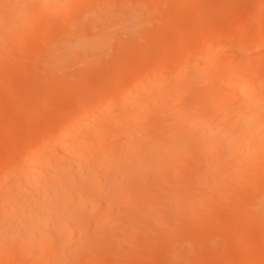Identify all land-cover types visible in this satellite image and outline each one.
<instances>
[{"label":"bare ground","instance_id":"6f19581e","mask_svg":"<svg viewBox=\"0 0 264 264\" xmlns=\"http://www.w3.org/2000/svg\"><path fill=\"white\" fill-rule=\"evenodd\" d=\"M262 8L0 0V75L39 89L14 83L19 115L0 91L15 130L0 138V264H212L194 236L206 220L226 225L229 264L263 258Z\"/></svg>","mask_w":264,"mask_h":264},{"label":"rangeland","instance_id":"374dc122","mask_svg":"<svg viewBox=\"0 0 264 264\" xmlns=\"http://www.w3.org/2000/svg\"><path fill=\"white\" fill-rule=\"evenodd\" d=\"M262 9H264V8H262ZM223 10H224V9H223ZM259 11H260V10H259ZM261 11H262V12H261V15H262V16H261L260 14H258V15H260V16H258V17H260V19H261V18H264V17H263V14H264L263 11H264V10H261ZM258 13H259V12H258ZM262 13H263V14H262ZM209 16H210V17L212 16V17L209 18ZM209 16H208L209 19H214V18H215V17H213V15H209ZM208 18H207V19H208ZM209 19H208V20H209ZM261 20L263 21V19H261ZM187 21H188V20H187ZM214 21H215V20H214ZM191 22H192V21H191ZM263 22H264V21H263ZM262 27H263V26H262ZM262 27H261V28H262ZM262 29H263V30H262ZM262 29H260V30H261V31H264V28H262ZM247 32H248V31H247ZM245 33H246V32H245ZM248 33H249V32H248ZM250 33H251V32H250ZM235 41H236V44H237V45L240 44V42H239L238 40L235 39ZM235 41H234V43H235ZM250 43H251V44H250ZM241 44H242V43H241ZM246 44H250V46L248 45L250 48L253 46V43H252V42H246ZM13 45H14V44H12L11 47H14ZM248 46H247V47H248ZM263 47H264V46H263ZM263 47H261V48H263ZM261 48H260V51H259V49H258V50H257L258 53L256 52L255 55L251 58V59H252V60H251L252 62H257L258 59L260 60L262 57H264V48H263L262 50H261ZM231 56H232V58H234V59L239 58V56H238L237 54H231ZM237 56H238V57H237ZM236 57H237V58H236ZM21 58H23V56H22ZM239 59H240V58H239ZM263 59H264V58H262L261 60H263ZM22 60H23V59H22ZM145 60H146V59H142V60L140 59L139 62H138V61H137V62H138V64L141 62L142 66H146V65H147V60H146V62H145ZM255 60H256V61H255ZM259 60H258V61H259ZM25 63H27V62L25 61ZM28 63H29V62H28ZM28 63H27V64H28ZM33 63H34V62H33ZM38 63L42 64V62H36V63H35L36 66L33 67L34 69H35V67H36V68H38L37 70H39L40 67H39ZM23 64H24V62H23ZM27 64L22 65V66L20 67V68L22 69V70L20 69V71H24V74L26 73V72H25L26 68L28 69L29 72H30V71L33 72L32 69L29 70V67H30L29 65H33L32 62H30V64H28V65H27ZM135 64H136V63H135ZM144 64H145V65H144ZM128 65H130V64H128ZM28 66H29V67H28ZM42 66H43V65H42ZM132 66H133V65H132ZM138 66H141V65H138ZM43 67H45V66H43ZM43 67H42V70H43ZM129 67H131V65H130ZM129 67H128V68H129ZM31 68H32V66H31ZM40 69H41V68H40ZM44 69H45V68H44ZM73 69H74V68H73ZM129 69H130V68H129ZM9 70H12V69H8V72H7V69H6V72H7V73L5 72V74H7V75H3V76L0 75V84H2V85H0V91L2 90V92H3V91L6 89L5 92H7V90L10 91L9 88H11V93H13V94H11L10 92H7V93H6L7 96L10 94V95L8 96L10 99L6 100V99H5L6 97H3V99L5 100L4 103L6 102V104L10 107V108H9V107H7V108H9L10 110H12L11 108H12L13 106H15V102H16V100H18V98L20 97V96L17 97V99L15 98V96L17 95V94L14 93V92H15V89H18L19 87H21V88L18 89V90H20V91H22L21 89H26L28 85H25V88H22V86H20V85H22L21 83L23 82V80H24V83H25V82L29 81V79L24 78V79L21 80V79H19L21 76H19L18 79H16V80H19V82L16 81V80L14 81V78H15V76H16L14 73H16L17 68H16V71H15V72H14V69H13L11 72H10ZM26 71H27V70H26ZM39 71L41 72V70H39ZM71 71H73V70H71ZM12 72H13L14 78L11 77V76H12V75H11ZM17 72H18V71H17ZM29 72H27V74H29ZM42 72H44V70H43ZM22 73H23V72H22ZM33 74H34V73H33ZM36 74H39V72H38V73L36 72ZM36 74H35V75H36ZM40 74H43V73H40ZM10 75H11V76H10ZM18 75H20V74L18 73ZM45 75H46V70H45L44 76H45ZM1 76H2V77H1ZM4 76H6V77L8 76L9 78H10V77L12 78V79H11V78L9 79V78L7 77V78L9 79V83H8V79H7L6 81L4 80V78H3ZM22 76H23V75H22ZM36 77H37V76H36ZM40 77H41V76H40ZM42 77H43V76H42ZM38 78H39V77H38ZM44 78H45V77H44ZM44 78H43V79H44ZM5 79H6V78H5ZM11 80H12V81H11ZM30 80H31V79H30ZM2 81H3V82H2ZM73 81H74V80H73ZM12 82H13V83H12ZM83 82H85V83H86V82H90V79H85ZM5 83H8V84L6 85L7 87L4 86ZM10 83H12V84H10ZM14 83H16L17 86H18L17 88L15 87V89H14V86H15L16 84H14ZM18 83H20V84H18ZM30 83H32V81H31ZM30 83H29V86H32L30 89H28V92H29V91H30V92H29V93H25V92H24V94H27L26 96H29V97L31 96V97H33V95L37 93V92H35V91H38L39 89H38L37 85L34 84V82H33L31 85H30ZM26 84H27V83H26ZM10 85H12V87H10ZM13 85H14V86H13ZM29 86H28V88H29ZM35 86H36V88H35ZM262 86H264V82L262 83ZM1 87H2V88H1ZM8 87H9V88H8ZM13 89H14V92H13ZM18 90H17V91H18ZM25 91H26V90H25ZM5 92H4V94H0V95H1V96H5ZM18 92H19V91H18ZM18 92H16V93H18ZM31 92H32V93H31ZM0 93H1V92H0ZM30 93H31V94H30ZM14 94H15V95H14ZM32 94H33V95H32ZM19 95H20V94H19ZM8 97H7V98H8ZM22 97H23L24 99L26 98L25 96H22ZM22 97H21V99H22ZM15 99H16V100H15ZM2 101H3V100H2V97H1V100H0V107L3 108V104H4V103H2ZM7 101H8V102H7ZM18 101H19L20 103L18 102V103H19V104H18V103L16 102V104H17L18 106H17V107L15 106L16 108L19 107V108L17 109V112L15 113V111L13 110L14 113H15V115H16L17 113H18V115H19V112L22 111V110H19V109H20V108L22 109V108L25 106V104H24L25 102L23 103V99H22L21 101H20V99H19ZM24 101H26V99H25ZM11 102H12V104H11ZM1 103H2V104H1ZM13 103H14V104H13ZM21 103H23L24 106L21 105ZM7 105L4 104V107H6ZM26 108H27V107H24L23 109H26ZM54 108H55V107H54ZM3 109H4V108H3ZM9 109H7V110H9ZM5 110H6V109H5ZM13 111H9V112L6 111L7 113H5V114H4L3 111H2V116H3V115L6 116V117L4 116L3 119H6V118H8L9 116H11V114H13ZM18 111H19V112H18ZM24 111H25V110H24ZM50 111H51V112H54L55 110L52 111V109H50ZM0 112H1V111H0ZM4 112H5V111H4ZM237 113H238V112H237ZM6 114H7L8 116H7ZM9 114H10V115H9ZM24 114H25V112H24ZM0 115H1V114H0ZM0 119H2V118H0ZM6 127H7V129L4 127V128H3L4 130H2V131H1V129H0V138H7L8 141L10 140V143H11V144L14 143L13 145H15V142H14L13 140H11V137H10V135H11V136L13 135V131H15V130L10 131L9 129H11V128H9V126H6ZM11 130H12V129H11ZM17 131H18V129H17ZM20 131L22 132V130H20ZM21 132H20V134H21ZM16 133H17V132H16ZM16 133H15V134H16ZM18 134H19V132H18ZM15 136H16V135H14L12 139H16ZM1 141H2V140H0V145H1ZM11 141H13V142H11ZM2 142L5 143V144H3V143H2V144L5 145L6 147L9 145V143H8L6 140H5V142H4V141H2ZM7 143H8V145H6ZM3 145H2V146H3ZM9 146H10V145H9ZM0 147H1V146H0ZM11 147H13V146H11ZM0 149H1V148H0ZM2 150H3V149H2ZM2 150H0V152H1ZM211 194H212V193H211ZM206 217H208V218H206V219H209L210 216H208V214H207ZM209 221H210V220H209ZM206 222H208V221L206 220V221L204 222V223H205V224H204V227H205L206 229H205L204 227H201V225H202V224H201V225L199 226V228H198V227L196 228V230H197L196 235H197V236L194 235V236L196 237V247L198 248V247H200L199 245H201L200 249L202 248V250H201L202 253L200 252V256H203V258H208V259H209L208 261H212V264H229L230 261L232 260L233 255H234V253H233V249H232L233 243H232V242H229V241L226 239V236L223 235L222 233H220V232L222 231L221 229H223V228L220 229V227H224V226L226 227V225H224V226H221V225H220V226L217 228V227L215 226L217 222H211V223L208 222V224H209L210 226H207V227H206V225H207ZM113 223H114V222H113ZM214 224H215V225H214ZM219 224H224V222H223V223H222V222H221V223L219 222ZM219 224H217V226H218ZM211 226L214 227V230H215V231L213 230L214 232L212 231L213 227L211 228ZM207 228H210V229L207 230ZM216 228H217L218 230L220 229L218 235L215 234V233L218 231V230L216 231ZM198 230H200L199 233H198ZM201 230H202L203 232H201ZM204 230H205V231H204ZM209 232H210V233H209ZM211 232H212V233H211ZM210 234H211V235H210ZM213 234H214V235H213ZM221 234H222V235H221ZM206 235H207L208 237H207ZM186 236H187V235H186ZM186 236L183 237V239L180 238V241H183V242H184V239H185L184 244H187L186 242H188V240H189V241L191 240V239H190V238H191L190 236H189V237L187 236L188 239L186 238ZM221 237H222L223 239H221ZM205 238H206V240H205ZM220 240H222V241H223V240H226V242L224 241L225 244H224V242L221 241L220 246H219V245H216V244H219ZM207 241H210V243H209V244H205V242L208 243ZM197 242H198V243H197ZM215 242H216V243H215ZM247 242H248V241H247ZM179 243H180V242H179ZM188 243H189V242H188ZM211 243H212L215 247H214V246L212 247V245L210 246ZM222 243H223V244H222ZM230 243H231V244H230ZM180 244H181V243H180ZM180 244H179V246H180ZM184 244H182V245L184 246ZM190 244H191V241H190L189 245H190ZM204 244H205V246L208 247V249H207V247H206V249H203V248H205ZM221 245H222V246H221ZM185 246H188V244L185 245ZM203 246H204V247H203ZM216 246H219V247H220V250H219L220 252H216V249H219V248H216ZM210 247H212V248H210ZM221 247H223L224 251H223V249H221ZM197 248H196V249H197ZM200 249H199V248L197 249L198 253H199V250H200ZM207 251H208V253H207ZM221 251H222V252H221ZM206 253H207V254H206ZM221 254H222V255H221ZM211 255H213V256L211 257ZM107 256L110 257V258H111V257L114 258L112 255H107ZM258 256H259V257H258ZM260 256H261V255H257V256H256L255 259L257 260V262H256V260L254 259L253 264H254V262H256V263L258 264V261H260V260H261L260 262H262V261L264 262V259H263V258H264V255H263V258L260 257ZM214 257H216V258H214ZM257 257H258V258H257ZM211 258H212V259H211ZM260 262H259V263H260ZM260 264H261V263H260Z\"/></svg>","mask_w":264,"mask_h":264}]
</instances>
